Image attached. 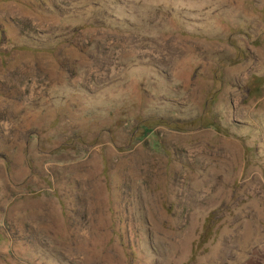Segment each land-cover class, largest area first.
<instances>
[{"label": "rangeland", "instance_id": "obj_1", "mask_svg": "<svg viewBox=\"0 0 264 264\" xmlns=\"http://www.w3.org/2000/svg\"><path fill=\"white\" fill-rule=\"evenodd\" d=\"M0 51V264H264V0H0Z\"/></svg>", "mask_w": 264, "mask_h": 264}, {"label": "trees", "instance_id": "obj_2", "mask_svg": "<svg viewBox=\"0 0 264 264\" xmlns=\"http://www.w3.org/2000/svg\"><path fill=\"white\" fill-rule=\"evenodd\" d=\"M98 20V19H96ZM24 48H29V49H50V47H24ZM1 54V51H0ZM247 89H248V97L250 98H258L262 95L263 90H264V77L262 76H257V75H252L249 80L247 81ZM213 101V100H212ZM207 107V104H206ZM164 124L167 125V122L163 121H156V123L153 120H140L138 122V126H136V129L138 130L137 132L141 131V134H135V136H140L138 139L141 140L145 137H147V134H153V127L158 125V124ZM185 124L182 125V127H179L180 125L178 123L172 124L175 128L178 129H186L188 128H219V122L217 119L214 117V115L211 114L210 110H207L203 112L201 115L198 117H195L189 121L184 122ZM169 125V124H168ZM158 144V142H157ZM170 211V209H169ZM211 233L205 228L199 235V242H207Z\"/></svg>", "mask_w": 264, "mask_h": 264}]
</instances>
